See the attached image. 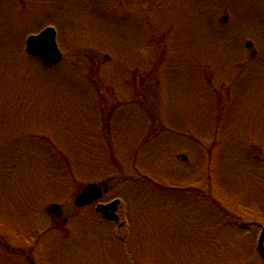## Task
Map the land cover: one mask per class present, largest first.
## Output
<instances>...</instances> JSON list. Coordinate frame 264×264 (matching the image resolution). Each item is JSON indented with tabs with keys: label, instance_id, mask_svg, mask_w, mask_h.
<instances>
[{
	"label": "rangeland",
	"instance_id": "rangeland-1",
	"mask_svg": "<svg viewBox=\"0 0 264 264\" xmlns=\"http://www.w3.org/2000/svg\"><path fill=\"white\" fill-rule=\"evenodd\" d=\"M49 25L46 68L25 40ZM0 127V264H264V0H0ZM90 182L126 201L125 239L75 205Z\"/></svg>",
	"mask_w": 264,
	"mask_h": 264
},
{
	"label": "water",
	"instance_id": "water-1",
	"mask_svg": "<svg viewBox=\"0 0 264 264\" xmlns=\"http://www.w3.org/2000/svg\"><path fill=\"white\" fill-rule=\"evenodd\" d=\"M26 51L29 55L38 57L46 67H52L61 62L63 54L57 42V31L54 27H46L38 34L28 36L26 40ZM102 196V188L97 184L87 185L81 194L76 198V205L86 206ZM119 200H115L109 204H98L97 210L104 217L110 220H118L116 210ZM257 248L260 255L264 258V226L260 232Z\"/></svg>",
	"mask_w": 264,
	"mask_h": 264
},
{
	"label": "trees",
	"instance_id": "trees-1",
	"mask_svg": "<svg viewBox=\"0 0 264 264\" xmlns=\"http://www.w3.org/2000/svg\"><path fill=\"white\" fill-rule=\"evenodd\" d=\"M243 68H245V67H243ZM158 70H159V68H158ZM87 78H89V79H91V80H93V84H95V83H97V84H99V85H101L102 84V81L101 80H99V78H97V77H94V75L92 74V72L90 71V70H87L86 71V75H85ZM94 78L96 79V80H94ZM96 87H97V85H96ZM224 88H222V90H223ZM103 92H101L100 93V96H101V98H100V102H101V112H100V115H101V118L103 119V120H101L103 123L102 124H107L106 126H104V129L105 130H108L110 127H108V125H110L111 126V124H109V122L113 119V116L115 115V109H113V108H108L107 107V100H105V102L103 103V98H105V97H103V95L105 94V93H109V91L110 90H102ZM142 102V101H141ZM143 103V102H142ZM223 103H224V98H222V100H220V102L218 103V117H217V123L219 122V118H220V111H222V106H223ZM104 106V107H103ZM109 110H108V109ZM156 127H155V125H154V127L152 126V128H151V130L152 129H155ZM1 130H2V127H0V132H1ZM37 132H33V133H30L29 132V135H33V134H36ZM107 133V132H106ZM156 135V131L154 132V133H149L148 134V136H146L147 138L146 139H141V144H145L146 143V141L148 140V139H150L151 137H153V136H155ZM43 136V135H42ZM106 137L105 138H103L104 140H105V142L107 143V146L106 147H104V151H102L101 150V152H103L104 153V155L105 156H107V158L109 157L110 158V160L111 161H113V160H116L115 162L116 163H118V165H119V167H120V169L122 170V173H124L125 175H127V176H129L130 174H127V173H125V170H123L124 169V167L122 166V164H123V162L117 157V155H116V152H115V146H114V141H112V139H111V134H106L105 135ZM44 137V136H43ZM17 142V141H16ZM215 142H216V140H215ZM49 143L54 147V148H56L54 145H53V142H52V140L51 141H49ZM212 148H213V145L210 147V149H209V153L211 154L212 153ZM57 149V148H56ZM75 149V147L74 148H72V149H70L68 152H63L61 149H59L58 148V150H57V152L60 154V156H61V160L63 161V162H65V164L67 165V169H68V171H71V173H74V172H76L75 170H76V168H75V166H76V158H75V164H74V158H72V152H74L73 150ZM18 152V153H17ZM17 153V154H16ZM59 157V156H58ZM14 158H16V163L17 164H20L21 162H20V160H22L23 159V155L22 154H20V152H19V149H16V152H15V157ZM120 161L122 162V163H120ZM140 161L141 160H137V159H133V161L131 162V167H135L136 168V166H138V163H140ZM125 166V165H124ZM75 168V169H74ZM64 169V168H63ZM74 171V172H73ZM139 172V171H138ZM80 174H78V176H79ZM59 178H60V182L62 183L61 184V186L62 187H70V186H66L67 185V183L65 182L66 180H68L69 181V179H70V175L68 176V174L66 175L65 174V172H64V170H61V171H59ZM78 176H77V174L74 176H72V181L75 183V185H76V181H77V179H78ZM68 177V178H67ZM132 179L134 178L133 176H130ZM140 179H142V180H144V179H146V177H144L143 175H139V180ZM146 180H148V181H151V182H154L151 178H148V179H146ZM81 181H83V179H81ZM157 185H161V186H168L169 184H165V183H163V182H158L157 183ZM210 185V184H209ZM192 186H190L189 187V190H193L194 188H195V185H193V188H191ZM210 193H211V188H210ZM208 196H209V198H210V196H211V194H209L208 193ZM211 200H213V201H215V203L213 202H211V201H209V207H212V208H220V209H222V210H224V212H223V217L222 218H225V219H228V217L224 214V213H227L228 212V210L227 209H225L224 207V205H222L223 203L221 202V200L220 199H215V198H213L212 196H211ZM225 210H227V212L225 211ZM235 213V216L238 218V214L236 213V212H234ZM259 227H260V225H259ZM125 251H129V247H128V245H126V247H125ZM253 264H255V263H253Z\"/></svg>",
	"mask_w": 264,
	"mask_h": 264
},
{
	"label": "bare ground",
	"instance_id": "bare-ground-1",
	"mask_svg": "<svg viewBox=\"0 0 264 264\" xmlns=\"http://www.w3.org/2000/svg\"><path fill=\"white\" fill-rule=\"evenodd\" d=\"M118 229H119V230H121V229H122V227H118Z\"/></svg>",
	"mask_w": 264,
	"mask_h": 264
},
{
	"label": "flooded vegetation",
	"instance_id": "flooded-vegetation-1",
	"mask_svg": "<svg viewBox=\"0 0 264 264\" xmlns=\"http://www.w3.org/2000/svg\"><path fill=\"white\" fill-rule=\"evenodd\" d=\"M264 263V262H263Z\"/></svg>",
	"mask_w": 264,
	"mask_h": 264
}]
</instances>
